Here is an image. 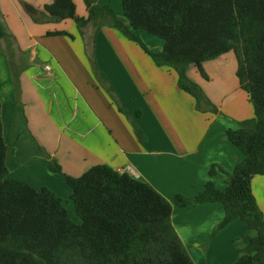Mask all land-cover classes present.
<instances>
[{
	"label": "crops",
	"instance_id": "0c3cea01",
	"mask_svg": "<svg viewBox=\"0 0 264 264\" xmlns=\"http://www.w3.org/2000/svg\"><path fill=\"white\" fill-rule=\"evenodd\" d=\"M52 2L0 0V22L5 38H9L0 37V103L9 177L37 189H51L77 222L72 191L63 174L48 169V158L74 177L95 165L107 164L150 184L172 203V223L195 264H234L243 254L252 253L250 239L257 232L248 230L240 220L212 236L224 219L221 203L187 207L174 203L178 194L194 198L209 180L224 190L225 177L209 175L212 165L231 173L243 160V154L226 138L228 129L239 128L242 121L255 115L239 81L233 88L222 84L221 89L205 92L219 110L205 117L196 110L195 99L179 89L177 74L171 69L154 63L163 83L166 80L172 91V85L177 84L176 89L173 86L176 92H146L148 87L141 89L126 70L118 68L120 60L126 64L142 56L116 29L103 27L96 33L89 24L83 38L73 20L35 22L31 14L38 15ZM75 3L78 15L87 17L84 1ZM98 3L110 5L123 17L121 0ZM49 32H67L74 39L49 36ZM94 33L95 38L99 35L104 39L101 46L111 51L108 59L119 75L116 95L129 116L119 110L93 72L91 59L95 56L101 69L104 67L97 51L100 45L90 48ZM149 35L142 37L147 47L161 51L163 41ZM229 55L204 64L209 76L206 83L213 81V74L219 75ZM188 75L195 82L201 79L195 67ZM15 76L20 85L18 104ZM154 77L153 82L158 80ZM209 116L212 119L207 120ZM132 120L144 131L145 143L137 139ZM252 189L264 215V175L254 177Z\"/></svg>",
	"mask_w": 264,
	"mask_h": 264
},
{
	"label": "trees",
	"instance_id": "16d2710c",
	"mask_svg": "<svg viewBox=\"0 0 264 264\" xmlns=\"http://www.w3.org/2000/svg\"><path fill=\"white\" fill-rule=\"evenodd\" d=\"M83 1L87 17L78 15L75 0H53L43 12L31 15L37 23L73 20L83 38L89 24L96 33L102 27L116 29L156 66L174 71L179 89L195 99L199 112L219 110L191 80L189 69L195 67L208 80L206 62L235 54L236 76L255 115L239 129H228L226 138L244 158L231 173L212 165L209 175L224 176V190L209 180L194 198L178 194L174 203H221L224 219L212 236L236 220L244 222L257 236L250 239L253 252L234 264H264V215L252 189L254 177L264 175V0H121L123 17L98 0ZM136 30L161 39L162 50L148 48ZM48 35L74 39L67 32ZM5 36L0 24V37ZM91 63L99 84L129 116L94 58ZM14 89L18 104L16 76ZM1 113L0 103V264H195L172 223V203L129 173L99 164L74 177L48 158V169L63 174L72 191L79 222L51 189L9 177ZM132 124L137 139L145 143L144 131Z\"/></svg>",
	"mask_w": 264,
	"mask_h": 264
},
{
	"label": "rangeland",
	"instance_id": "374dc122",
	"mask_svg": "<svg viewBox=\"0 0 264 264\" xmlns=\"http://www.w3.org/2000/svg\"><path fill=\"white\" fill-rule=\"evenodd\" d=\"M0 24L3 27L2 22H0ZM90 25L92 26V24H90ZM89 26H87V27H89ZM107 28H109V27H107ZM134 32L141 39L147 33V32L142 31V30H136ZM96 35L97 34L94 33V36H93V38L91 40L90 48H91V50H93L92 47L94 46V44H96L97 46L100 45L98 47L97 51L99 53V57L102 60H104V62H103L104 67L101 69V67L99 66L98 62H97V64L100 67V69L104 72V74H105V76L107 78V81H108L107 82V86L111 85L113 87V89L115 90V92H118L119 89H118V85H117V83H118L117 78L119 77V75H117V72L114 69V66L111 65V61L108 59V57L109 58L111 57V51H106L104 49V47L101 46L103 44L102 42H105V41H104L103 38L100 40V36L99 35H98V37L95 38ZM151 37H152V35H151ZM7 38H5V40ZM152 38H154V36ZM127 41L130 42L131 44L135 45L138 48V50L140 52V55L142 57H140L139 59L131 60V61L127 62L126 64H125V61L123 62L122 60H120L119 61L120 65L118 66V68H122V69L126 70L128 76L130 77V79L131 78L134 79L135 82L140 85L141 89L145 88V87H148V90L146 92H176L175 89H176L177 84L174 83V85H172V89H173V91H172L170 86H169V83L166 80L163 83L162 79L159 77L156 69H154L156 67H154L155 65H154L153 60L144 52V50L138 44H136V43H134L132 41H129V40H127ZM142 41L145 43V41L143 39H142ZM118 51H119V49L116 50V54L117 55L119 54ZM93 54L95 56V53H93ZM228 54H230V55L228 56L229 59H227V60H229V62L230 61L233 62L234 65L233 66L229 65V62L228 63L226 62L225 66H222L223 68L218 70V71H220L218 76H216V74H213L214 75V76H212L213 77L212 78L213 81L211 83H206V79H204L201 75H200L201 79H199L200 77H198V79H197L198 82H195L193 80L195 83H197L203 89L204 92H206V91L210 92V90L213 91V88H215V87H218L219 89H221L222 88V84L226 88H233V87H236V85H238V79H237V76H236L237 59H236L235 54L233 52H229ZM135 56L137 57L138 54L135 55ZM117 58H119V57H117ZM95 59H96V56H95ZM112 60L115 62L116 57L112 58ZM154 75H156L158 80L153 82V80H155L154 79L155 78ZM112 78H115L116 81L114 82L112 80ZM158 81L159 82L161 81L162 85H160ZM173 86H174L175 89L173 88ZM201 113L204 114L205 117H206V115H207L206 113H208V112H201ZM208 119H212V116H209L207 118V120ZM239 128H237V129H239ZM72 218H73V216H72ZM74 220H76V219L74 218ZM77 220H78L77 222L80 221L79 218H77Z\"/></svg>",
	"mask_w": 264,
	"mask_h": 264
}]
</instances>
